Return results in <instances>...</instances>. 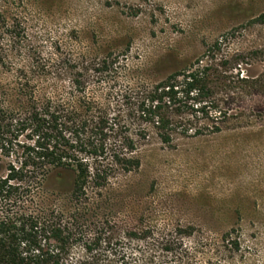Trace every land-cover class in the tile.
I'll return each mask as SVG.
<instances>
[{
    "label": "rangeland",
    "instance_id": "1",
    "mask_svg": "<svg viewBox=\"0 0 264 264\" xmlns=\"http://www.w3.org/2000/svg\"><path fill=\"white\" fill-rule=\"evenodd\" d=\"M9 1L10 22L20 31L15 61L39 89L80 99L75 88L83 85L124 118L131 93L206 59L216 42L219 55L264 47V21L256 20L264 0ZM248 69L263 72L264 56ZM0 78L12 73L0 69ZM231 108L219 132L205 119L202 134L176 135L172 145L152 133L139 147L138 169L117 171L90 190L98 217L124 229L194 227L185 238L190 264H264V93ZM43 196L49 204L67 202L70 189L51 175Z\"/></svg>",
    "mask_w": 264,
    "mask_h": 264
},
{
    "label": "trees",
    "instance_id": "2",
    "mask_svg": "<svg viewBox=\"0 0 264 264\" xmlns=\"http://www.w3.org/2000/svg\"><path fill=\"white\" fill-rule=\"evenodd\" d=\"M8 6L0 0V69L12 73L11 80L0 78V264H190L185 238L194 227L124 229L98 217L90 190L103 188L117 171L138 169L139 147L152 133L172 145L176 135L202 134L201 120L221 131L233 116L232 102L264 93V70L248 72L264 47L219 55L216 42L206 59L131 93L124 118L111 115L83 85L75 88L80 99L42 92L15 61L20 31ZM51 175L68 184L67 202L45 200ZM232 244L240 248L238 239Z\"/></svg>",
    "mask_w": 264,
    "mask_h": 264
}]
</instances>
